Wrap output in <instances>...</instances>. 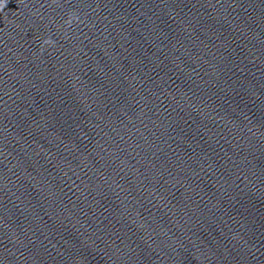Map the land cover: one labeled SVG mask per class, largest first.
<instances>
[{"label": "clouds", "instance_id": "obj_1", "mask_svg": "<svg viewBox=\"0 0 264 264\" xmlns=\"http://www.w3.org/2000/svg\"><path fill=\"white\" fill-rule=\"evenodd\" d=\"M6 4H7L6 0H0V9L4 8L6 6ZM73 19H76V17L70 16L69 20L66 23L71 24ZM53 43H54V41L51 38L45 39L43 41V44H53Z\"/></svg>", "mask_w": 264, "mask_h": 264}]
</instances>
